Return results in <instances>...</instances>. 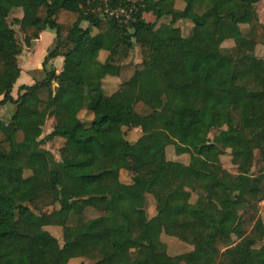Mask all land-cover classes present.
<instances>
[{"label":"trees","instance_id":"obj_1","mask_svg":"<svg viewBox=\"0 0 264 264\" xmlns=\"http://www.w3.org/2000/svg\"><path fill=\"white\" fill-rule=\"evenodd\" d=\"M176 1L107 0L111 9L137 8L124 24L97 11L99 0H0V105H15L9 121L0 120V264H68L85 255L86 231L97 233L91 264H264V226L244 229L249 201L256 200V211L264 198V169L253 171L255 151L264 158V121L259 127L246 113L250 103L264 115V72L253 69L254 62L264 67L255 55L258 39L264 45V23L233 12L262 0H180L182 10ZM14 10L26 46L46 29L56 34L41 64L43 79L21 85L17 98L12 89L22 48L7 21ZM145 13L155 21L147 22ZM166 17L165 37L143 38ZM176 20L192 24L187 36ZM226 41L234 46L224 49ZM100 51L108 53L103 62ZM57 57L71 67L48 68ZM106 76L122 79L110 95L102 89ZM228 87L236 88L231 98ZM82 110L93 113L89 125L79 117ZM48 118L55 123L44 138L17 140ZM137 126L142 133L132 142L126 134ZM57 137L64 139L59 160L43 147ZM195 137L205 142L195 144ZM168 146L188 154V163L167 159ZM227 149L237 159L236 174L221 166ZM216 165L217 171L207 170ZM123 170L132 173L128 186ZM18 194L37 214L36 225L62 228V245L20 223L29 209ZM148 195L155 200L153 217ZM66 205L64 216L47 211ZM89 206L96 217L69 224ZM176 222L190 228L193 249L169 255L161 235L171 236ZM196 249H203L201 257Z\"/></svg>","mask_w":264,"mask_h":264},{"label":"rangeland","instance_id":"obj_2","mask_svg":"<svg viewBox=\"0 0 264 264\" xmlns=\"http://www.w3.org/2000/svg\"><path fill=\"white\" fill-rule=\"evenodd\" d=\"M138 1V0H135ZM234 14L238 17L240 15H242L244 12H249L251 14L256 15L259 20L261 22H264V0H262L261 2H258L257 4H254L252 6H250L249 8L245 9V8H237V9H233ZM20 15V11L19 10H14L12 12V14L10 15V17L7 18V21L9 24H11L12 28L15 31V36L17 38V41L19 43V45L22 48V55L20 56V60L19 61V66H24L25 62L28 61H32L33 64V68L35 71H32V75L34 76V82L38 81L40 78H42L44 76V72L41 70L42 66V62L44 58H36L35 59V54H38L39 52L42 53V48L38 49V46H26L25 42H24V38L25 35L22 32L21 28L19 25H15L13 24V18L14 17H18ZM144 19L147 22H154L155 21V17L153 14H144L143 15ZM178 17V14L175 15V18ZM170 18L166 17L164 18L162 23H157V26L153 29H151L150 31L143 33L144 35V39H152L153 37H165L166 31L169 32V26H163L166 25L167 23H169ZM160 22V21H159ZM84 26H86V23L83 24ZM175 26H179L181 33L183 36H187L190 31L191 28L185 24V22H179V20L175 21ZM166 27V29H165ZM247 26L243 25L242 26V30L246 31L247 30ZM66 32V29L64 31V33ZM54 33V32H53ZM224 49H231V47L234 46V43H227L224 42L222 44ZM36 49V51H35ZM35 51V52H34ZM42 55V54H41ZM255 55L258 58L264 59V45L261 43V40L258 39V43L256 45L255 48ZM213 61L217 64L220 63L219 59H218V51L217 50H213V55H212ZM70 64V62H69ZM72 64V63H71ZM51 61L50 63L47 65V67H51ZM37 68V69H36ZM253 69L257 74H262L264 72V67L261 66L260 64H258L257 62H254L253 64ZM126 74L127 73H131L129 72V70L124 71ZM23 74H25L23 72ZM109 83V82H108ZM107 82L104 83L105 89L107 93H110L113 89H114V85H112L113 83L108 84ZM109 85L111 86L110 88ZM236 88L234 87H228L226 90V94L229 98H231L233 96V94L235 93ZM14 95L17 97L19 94V90L16 88L15 90H13ZM0 99H2V93H0ZM14 104L12 103H6L4 105H0V120L3 121H8L9 118L11 117V113H13L14 111ZM11 112V113H10ZM246 113L249 116H252L253 118L256 119L258 126L260 127L264 121V115L260 112L255 110L252 105L249 103L246 106ZM87 113L83 114V116L81 117V120L85 123V125H89V121L87 119ZM52 119V118H50ZM48 119L46 121V123L44 125L38 126L35 131L30 135H25L23 133H19L17 135V140L20 142L22 141L24 138H33V139H42L44 138L47 134H49L52 131L53 128V123H51V120ZM216 130H212V132L209 134V138H212L214 136V134L216 133ZM132 134H134L133 132H131ZM130 134V135H132ZM138 134H134L132 135V138L128 137V134H126V137L128 139H130L132 142L135 141V137H137ZM205 140L195 137L193 139V143L195 144H201L204 143ZM64 144V140L60 139V138H55L51 141H48L46 144L43 145L44 148L50 150L52 152V154L54 155L56 160L60 159V155H59V149L63 146ZM168 152L166 153V157L167 159H175L179 162L182 163H188L189 161V155L188 154H184V155H176L173 146H168L167 148ZM230 150L227 149L225 151V153L221 156V166L225 169H227L229 172L236 174L237 171V159H232L231 158V154H230ZM219 169V165L217 166H209L207 168L208 171L211 172H215ZM264 169V158L263 156L258 152L255 151V159H254V165H253V171H255L256 173L259 172L260 170ZM79 170L74 169L71 172H78ZM29 174H31L29 171H24V176H28ZM21 175V171L19 169H17L15 171V176H20ZM131 177H132V173L130 171L127 170H123L122 171V175H121V180L123 182H130L131 181ZM129 185V184H128ZM124 196H127L130 191L129 189H125L122 191ZM18 202L26 205L28 207V211L26 213L25 218L20 220V223L26 227L32 234L34 235H40L43 236L49 240H52L53 238H57L59 243L62 245L63 244V237H62V228L58 227V226H53V225H49V226H38L35 224V219L37 217V214L34 213L29 206L27 205V201H26V197L23 194H18L16 196ZM152 198V196H149L147 198V205H146V210L148 212L149 217H152L156 214V210H155V200ZM196 200V195H193L191 201L194 202ZM250 207L247 208L246 213L244 214V219H245V224H244V229L246 231H249L251 228L255 227L256 229L258 228H262L264 226V198L262 201H260L258 203L257 206V210L255 211V208H253V205L256 204V200L255 199H251L249 201ZM249 206V205H248ZM57 211H55L52 207L48 208L47 211L50 212H54V213H58L60 215H67L69 212V205L64 206L63 208H56ZM98 211L95 210L93 207H88L84 214L79 218L76 217L74 215H71L69 218V224H79L80 222H85L90 218L96 217L98 215ZM190 228L184 224H180L179 222H176L174 224L173 230H172V234L171 236H167L165 234L161 235V240L163 242H167L168 246L167 248H169L168 253L169 255H178L181 253H184L188 248H191V246L187 243L188 239H189V230ZM147 233V227L143 228V234ZM97 237V233L94 231H86L85 232V241H86V246H85V255L81 258H76L74 261H70L68 264H91L96 260L95 256H90L89 254L92 253L95 249V239ZM233 240H236L235 236L232 237ZM203 249H196L195 250V255L196 257H201L203 255Z\"/></svg>","mask_w":264,"mask_h":264},{"label":"crops","instance_id":"obj_3","mask_svg":"<svg viewBox=\"0 0 264 264\" xmlns=\"http://www.w3.org/2000/svg\"><path fill=\"white\" fill-rule=\"evenodd\" d=\"M183 7H184V3L182 2V1H180V0H177L176 2H175V8L177 9V10H182L183 9ZM146 14H151V13H146ZM144 18V17H143ZM163 20L164 19H161V20H159L158 21V23H162L163 22ZM179 22H184V21H182V20H179ZM262 23H264V22H262ZM84 24V23H83ZM82 24V26L84 27V28H86L87 26H88V24L86 23V26H84ZM185 24L186 25H188L190 28L192 27V24L191 23H189V22H186L185 21ZM176 27H179V26H176ZM54 31L53 30H49V29H46V30H44V31H42L41 32V34H40V36H39V39H37V40H34V41H32L31 42V47H33V46H38V49L39 48H42V53H38V54H35V59L37 58H45V56L55 47V45H56V34H55V32L53 33ZM227 43H229L228 41H227ZM35 51H36V49H35ZM34 51V52H35ZM42 54V55H41ZM22 55V53L18 56V60H20L19 58H20V56ZM107 55H108V53L106 52V51H100L99 52V60L100 61H104L105 60V58L107 57ZM44 60V59H43ZM33 62L32 61H26L25 62V64H24V66H20V68H21V75H20V77H19V79L17 80V82L15 83V85L13 86V89H12V96H13V98H17L15 95H14V93H13V90H15L16 88L18 89L21 85H32L33 83H34V76L32 75V71H35L34 70V68H33ZM51 64H52V66L56 69V72L57 73H59V72H61L63 69H65V68H70L71 66H69L68 67V64H67V62L64 60V58L63 57H57V58H55V59H52L51 60ZM37 69V68H36ZM41 70H42V68H41ZM23 72L25 73V74H23ZM44 77V76H43ZM43 77L42 78H40L39 80H41V79H43ZM38 80V81H39ZM105 82H109L108 84H110V83H113L112 85H114L115 87H114V89L110 92V93H107L106 92V89H105V86H104V83ZM121 82H122V79L120 78V77H112V76H106L105 77V79L103 80V84H102V89H103V92L105 93V94H107V95H110L111 93H113L114 91H116L117 89H118V87H119V85L121 84ZM111 85V84H110ZM109 85V87L108 88H110L111 86ZM15 106V105H14ZM15 108V107H14ZM14 111H15V109H14ZM14 111H13V113H14ZM11 113V112H10ZM13 113H11V116L13 115ZM88 114L87 115V119H88V121H89V123L92 121V119H93V113L92 112H90V111H87V110H82V111H80V113H79V117L81 118L82 116H83V114ZM10 119V118H9ZM48 119H50V118H48ZM47 119V120H48ZM46 120V121H47ZM51 120V123H53V126H54V123H55V120H54V118H52V119H50ZM9 121V120H8ZM8 121H5V122H8ZM46 123V122H45ZM53 129V128H52ZM132 134V133H131ZM132 135H134V134H132ZM132 135H130L129 134V138H132L133 136ZM57 138H60V137H57ZM136 138V137H135ZM60 139H63V138H60ZM64 140V139H63ZM168 152V150H166V153ZM172 160H175V159H172ZM184 164H187V163H184ZM121 174H122V172H121ZM122 181V180H121ZM123 182V181H122ZM123 183H125V182H123ZM130 182H126V186H128V184H129ZM130 185V184H129ZM150 195H148L147 196V198L149 197ZM153 198V197H152ZM263 200V199H262ZM261 200V201H262ZM154 201V200H153ZM155 202V201H154ZM153 217V216H152ZM191 246V245H190ZM193 249V247L191 246V248H188L187 250H192ZM75 259H72L71 261H74Z\"/></svg>","mask_w":264,"mask_h":264},{"label":"built area","instance_id":"obj_4","mask_svg":"<svg viewBox=\"0 0 264 264\" xmlns=\"http://www.w3.org/2000/svg\"><path fill=\"white\" fill-rule=\"evenodd\" d=\"M102 5L97 8V11L104 12V14L109 17H113L118 20L120 23L128 24L130 21L134 20V14L137 11V8L129 7V8H116L111 9L108 6L107 0H99ZM132 132L134 134L142 133V129L140 127H133Z\"/></svg>","mask_w":264,"mask_h":264}]
</instances>
